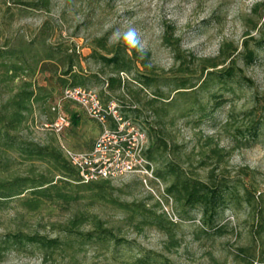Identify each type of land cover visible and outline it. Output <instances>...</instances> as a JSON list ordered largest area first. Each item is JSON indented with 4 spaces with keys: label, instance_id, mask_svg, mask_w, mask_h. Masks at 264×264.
<instances>
[{
    "label": "rangeland",
    "instance_id": "1",
    "mask_svg": "<svg viewBox=\"0 0 264 264\" xmlns=\"http://www.w3.org/2000/svg\"><path fill=\"white\" fill-rule=\"evenodd\" d=\"M18 0H0V47L24 46L29 40L37 39L41 43L57 48H69L76 52L80 67L88 74L96 73L99 65L89 57L94 40L107 35L108 45L122 37L129 28L137 30L143 51L150 52V65L155 67V74L162 80L175 73L179 67L173 58L172 51L163 44L165 31H173V37L180 40V48L188 57L186 63L192 74L193 82H197L200 71V61L214 58L223 43L236 47L237 67L244 75L250 78L253 86H247L238 81H230L226 85H214L208 90H195L190 95L179 96L174 94L173 86L159 82L158 88L164 98H174V105L166 108V115L161 116L159 124L153 112L143 104L152 99L155 87L145 88L138 82L131 83L134 90L140 91V103L124 96L125 91H117L116 96L124 102L132 101L134 106L141 110L139 121L146 128L149 124L158 131L168 145L167 158L179 162L184 168L205 179L207 170L198 167L196 152L205 140L211 137L215 143L228 151L225 161L219 165L217 172L224 176L238 177L241 169L247 168L254 172L251 179L240 177L250 182L258 193H264V133H261L248 147L234 146L225 125L229 123L230 131L248 124L250 120L264 118V101L257 103V99L264 98V44L255 48L256 60L251 65H244L242 57L247 45L254 47V43L264 34V19L257 20L252 9L255 5H264V0H50L48 11L32 10ZM27 1V0H23ZM261 13L264 6H261ZM264 16V14H262ZM259 22V31H251L252 23ZM261 25V26H260ZM46 64L45 70L34 74L36 82L46 86L41 95L44 100L34 105L33 113L28 117L20 135L26 139L46 144L54 141L59 147L61 144L72 149H87L101 130L100 125L87 117L74 103H62V110L69 121L59 136L48 127L50 118L48 108L54 104L62 94V88L57 80L59 73L53 74ZM141 71L142 68L138 64ZM60 68V67H59ZM0 70V76H1ZM53 77V79H49ZM48 78V80H46ZM122 80H131V74L121 73ZM7 83L0 78V103L6 100L11 93ZM11 83L9 86L15 85ZM95 91L99 89L93 87ZM209 93L222 94L223 103L209 115L196 122L199 112L196 108L205 105L211 108L208 100ZM124 96V97H122ZM166 99L157 101L156 107L166 103ZM66 103V104H65ZM66 106L67 111L64 109ZM191 106V107H190ZM192 108V110L190 109ZM255 108V109H254ZM188 110V111H187ZM254 113H252V111ZM71 112L79 115V124L71 125ZM134 115V114H132ZM136 115V114H135ZM137 117V115H136ZM190 155V162L185 161ZM25 165L18 163L15 167L20 173L25 171ZM160 162L156 166H160ZM94 181L90 183H97ZM134 177L119 182H110L107 185L109 197L124 201H145L146 207H151L153 200L146 199L149 191L137 184ZM154 188H156L154 186ZM155 190V189H154ZM257 193V195H258ZM75 206L45 205L40 213L24 221L36 227L38 221L44 226L37 230L50 237L61 235L59 227L50 224L64 222L76 208L93 213L101 218L107 227L128 244L122 243L110 246L109 249H99L95 245H85L74 254L71 259L67 255H53L47 258L37 249L25 252H9L0 261V264H128L129 258L140 251H162L164 236L151 228L136 229L125 221L123 214L111 204L95 201L88 192ZM13 211L0 214L2 225L0 233L7 228L15 227ZM192 219H183L174 228L180 245L174 249L171 258L176 264H244L237 257L242 248H264V236L260 239L251 231L252 218L245 205L233 212L226 210L218 218L217 227L221 232L212 231L209 234L200 233V212L189 211ZM83 230H90L86 224ZM259 248V247H258ZM71 259V260H70ZM253 264H264L254 262Z\"/></svg>",
    "mask_w": 264,
    "mask_h": 264
},
{
    "label": "trees",
    "instance_id": "2",
    "mask_svg": "<svg viewBox=\"0 0 264 264\" xmlns=\"http://www.w3.org/2000/svg\"><path fill=\"white\" fill-rule=\"evenodd\" d=\"M17 3L32 10L48 11L51 1L18 0ZM261 6L264 5L257 4L252 9L258 21L264 19L262 16L264 12H260ZM258 21L249 20L252 23L251 31H259ZM107 40V35L94 40L89 57L99 65V70L91 74L83 72L76 52L69 48L61 49L43 43L39 47L37 39L29 40L24 46L0 47L2 73L0 78L2 82L7 83L6 87L11 93L0 103V214L12 210L15 220L13 229L7 228L4 233H0V261L9 252H25L29 249L39 250L44 258L67 255L72 259L75 253L88 244L106 250L110 246L128 244L125 239L120 238L107 227L97 215L78 208L64 222L50 224L52 227H59L61 235L55 237L37 230V226L44 229L40 221L36 223L35 228L26 224L28 221H24L27 216L29 218L37 216L47 204L76 207L78 201L84 197L80 193L86 191L91 199L111 204L123 214L125 221L136 229L147 227L164 236L161 252L140 251L129 258L128 264H176L171 254L180 245L174 232L177 225L159 212V205L150 193L146 199L153 200L154 204L149 208L146 207V200L129 202L109 197L107 185L110 182L107 180H99L97 183L81 182L78 171L66 160L61 147L54 141L39 144L26 140L20 135L28 117L34 111V105L46 97L41 95L42 91H46V86L38 84L34 79L37 71L43 72L46 69L44 63H49L47 65L51 66L49 70L53 74L59 73L57 80L62 92L66 88L82 87L95 90L93 87H96L99 89L96 92L103 104L115 103L119 106L118 111L125 120L139 126L146 133L148 145L145 155L154 165V174L164 186L165 193L173 199L174 208L179 217L192 219L189 211L198 210L201 219V227L198 228L200 233L206 235L212 231L219 233L223 228L217 227L218 218L226 210L235 212L238 207L245 205L252 218L251 231L258 239L264 236V193H258L250 182L240 178L251 179L254 172L243 168L239 173L240 177L234 178L224 176L221 171L217 172L219 165L225 161L229 152L215 143L211 137L207 138L196 152L198 167L207 170L205 179L193 174L179 162L168 159L167 142L158 136V131L151 124L146 131L144 124L139 121L141 110L136 108L132 101L119 100L116 92L125 91L124 96L140 103V91L134 90L131 83L135 81L145 88L155 87L153 98L143 105L153 112L157 118L156 124H159L161 116L166 115L167 110L164 107L171 108L175 99L164 98V94L158 88L161 78L155 74V67L150 65V52L139 51L129 46L122 37L110 45ZM163 44L172 51L174 60L179 64L176 72L161 82L172 85L174 94L190 95L195 90H208L214 85H226L235 80L247 86H253L252 80L237 67V55H235L237 48L231 44L223 43L217 56L200 61L197 82L192 81L194 72L186 65L190 61L188 57L192 55H185L180 48V40L173 37L172 30L165 31ZM262 44H264V34L259 36L253 48L245 46L244 55L241 56L244 65L254 63L255 48ZM138 64L142 68L141 71L137 67ZM121 73L131 74V80H122ZM15 82V85L9 86ZM207 97L213 104L210 109L201 104L196 108L199 112L196 122H200L203 117L223 103L222 94L209 93ZM163 99H166L167 104H163L162 108L156 107L155 103ZM260 101H264V98L257 99V103ZM54 104L48 108L50 115L48 124L56 120V112L52 111ZM64 109L67 111L66 106ZM251 111L254 113L253 110ZM70 114L71 125L77 126L79 115L75 112ZM91 120L97 122L94 119ZM224 127L229 131L234 146L248 147L261 133H264V118L252 119L245 126L237 127L232 132L229 123ZM93 142L87 149H70L87 151L91 149ZM190 160V155H187L186 163ZM159 162L161 165L157 167L156 164ZM18 163L26 164L23 173L15 167ZM136 183L143 188L139 181ZM86 224L90 225V230L82 229ZM1 225L0 216V227ZM260 245L262 246L261 242L257 249L249 247L240 249L237 257L244 264H253L255 261L264 263V248H260Z\"/></svg>",
    "mask_w": 264,
    "mask_h": 264
},
{
    "label": "built area",
    "instance_id": "3",
    "mask_svg": "<svg viewBox=\"0 0 264 264\" xmlns=\"http://www.w3.org/2000/svg\"><path fill=\"white\" fill-rule=\"evenodd\" d=\"M65 101L76 104L101 127L90 150L74 151L61 144L66 160L78 171L80 181L119 182L134 177L153 196L159 205V212L173 224L180 223L173 199L165 193L164 186L154 174V165L145 155L148 145L146 133L125 120L115 103L103 104L95 90L73 87L64 89L52 107L56 120L48 127L56 135L69 126L68 118L61 109Z\"/></svg>",
    "mask_w": 264,
    "mask_h": 264
},
{
    "label": "clouds",
    "instance_id": "4",
    "mask_svg": "<svg viewBox=\"0 0 264 264\" xmlns=\"http://www.w3.org/2000/svg\"><path fill=\"white\" fill-rule=\"evenodd\" d=\"M123 41L131 47L137 48L139 51H143L140 43L139 35L136 29L129 28L122 34Z\"/></svg>",
    "mask_w": 264,
    "mask_h": 264
}]
</instances>
